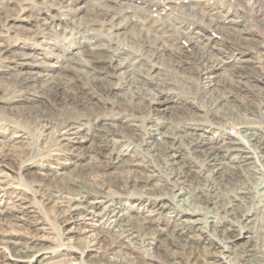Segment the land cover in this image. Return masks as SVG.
<instances>
[{
  "label": "bare ground",
  "instance_id": "6f19581e",
  "mask_svg": "<svg viewBox=\"0 0 264 264\" xmlns=\"http://www.w3.org/2000/svg\"><path fill=\"white\" fill-rule=\"evenodd\" d=\"M37 1L42 4L51 0ZM127 3L121 0H101L98 3L92 0H60L50 8L64 10L63 18H56L57 23L54 24L43 16L33 17L37 27L34 32L36 35L59 36L55 28L77 29L79 25H76L75 18L86 17L88 23L84 30L99 25L120 30L121 35L130 33L131 44L138 52L134 54L133 61L127 57L120 62L129 50L111 39L107 40V45L78 42L74 47L88 59L86 64L56 56L64 62L86 68L85 72L73 69L75 73H70L61 67L42 68L37 63L39 58L30 57L32 61H27L21 54L12 52V44L0 42V62L7 68L5 73L9 76L8 84L0 89V111L15 116L22 114V119L38 130L42 145L48 149L43 158L46 162H53L61 169L71 165L69 177L62 182L58 177L64 174H40L36 178V173H32L28 166L22 175L33 187L38 203L57 208L56 220L60 226L97 218L101 222L104 220L106 228L115 232L119 239L106 246V251L142 246L145 256L135 264H161L153 256L157 251L166 253L162 264H209L208 258L237 264L226 262L224 259L227 257L222 252L232 253L241 264H264V210L249 199L245 175L235 168L228 171L223 164L226 156L234 153L233 162L253 165L254 172L264 173V103L261 102L264 100V88L261 85L249 86L251 82L264 84V53L259 51L263 57L259 66L250 67L253 52L243 48L246 37H243L242 29L235 26L239 22L232 18L221 20L225 16L219 12H203L193 4L184 8L189 17L197 18L220 35L223 48L211 45V38L191 23H177V20L165 18L156 25L143 11L134 9L129 13L126 9L131 5ZM14 5L13 0H1L0 15L11 12ZM88 6L95 11L88 10ZM25 11L28 10L20 11L21 17ZM136 14L143 18L147 27L141 28V22L133 20ZM10 17L6 20L24 21L19 16ZM232 37L236 41H232ZM63 46H57V50L70 54ZM235 46L241 49L236 50ZM255 46V50L264 48L260 43ZM223 49H235L238 55L230 59L223 55ZM157 63L161 66L158 67ZM153 69H160L161 73L157 82L151 85L155 93L150 94L140 86L145 81L135 80L134 83L133 79L136 76L142 79L150 77ZM119 70L123 72L116 88L127 91L130 95L128 100H111L109 97L114 94L115 86L107 79L114 77ZM180 70L191 72L195 82L180 76ZM172 75L174 80L170 78ZM179 82L189 97L187 102H182L200 114L187 110L176 115L159 109L172 101L169 87H179ZM109 100L108 110H101L99 106ZM228 126L239 128L237 139L222 133L221 130ZM212 129L221 133L214 139H208L206 134ZM84 130H87L89 138L76 140V135ZM17 139L21 142L24 138L16 134L7 141L0 139V162L25 154L22 149H13ZM85 142L93 146L90 152L83 147ZM217 143H221V147H216ZM129 145L138 146L160 164L165 174L164 183L170 186L169 191L174 197L173 202L180 198L178 201L186 208L162 202L167 200L166 197L151 188L153 182L160 180L159 176L150 172V165L143 160L136 161L139 156L128 150ZM223 148L225 154L222 153ZM67 156L93 160L87 182L78 176L76 170L81 166L76 162L62 163L61 160ZM135 167L143 170L137 172ZM115 168L126 175L112 181L106 171ZM39 169H44V166H39ZM131 171L135 176H129ZM111 188L115 195L108 205L102 207L99 199ZM139 189H147L150 198L142 195L134 200V204H120V199H132L127 196ZM225 189L233 193L224 195ZM14 194L18 200L27 201L28 196L24 192ZM60 207L67 208V211H60ZM142 210L164 215L167 223H174L177 229L158 227L152 219L137 215ZM205 210L207 212L204 213ZM4 218L13 216L0 212V220ZM37 245L36 241L22 234L0 231V250L7 254L4 258L8 264H29L34 253L41 250ZM60 245L67 244L60 242ZM219 248L221 251L211 250ZM86 251V244L81 248L67 246L45 253L35 262L68 264L69 260L78 257L81 263L86 264ZM101 262L110 264L104 260Z\"/></svg>",
  "mask_w": 264,
  "mask_h": 264
},
{
  "label": "rangeland",
  "instance_id": "374dc122",
  "mask_svg": "<svg viewBox=\"0 0 264 264\" xmlns=\"http://www.w3.org/2000/svg\"><path fill=\"white\" fill-rule=\"evenodd\" d=\"M1 1V0H0ZM16 5L13 6V10L8 12V14L0 15V42H8L12 44V52L21 54L22 57L27 61H32L30 57L39 58L37 60L38 64L42 66V68H47L49 66H53V68L57 69L58 67L65 68L68 72L75 73L74 70L85 72L86 68L84 66L76 65V64H69L67 62L62 61L61 58L56 56H61L65 58H72L75 62L86 64L88 59L81 55L78 49H75L74 45L79 43H85L86 41L90 42H99L100 44L107 45V40L111 39L113 42L122 45L123 48L129 50L128 55L122 56V60L120 62H124V60L129 57V61H133L136 54H138L136 47L131 44L132 39H129V35H121L122 33L120 30L116 31L109 26H91L90 28H86L84 30L86 24L88 23V19L86 17L82 18H75L77 22L76 25H79V29H70L65 28L59 29L58 27L55 28L58 32V35L49 36V35H36L35 32L37 31L36 23L34 22L35 19L33 17L43 16L48 21H52L54 24L57 23V19L64 15V10L61 11L59 7H56L55 10H52L50 6L57 5L58 1L60 0H51L50 2L39 4L37 0H13ZM22 1V2H21ZM53 1V2H52ZM94 3H98L101 0H92ZM123 2H128L130 0H121ZM147 3H144L141 0H131L130 4L131 7L126 9L129 13H133L135 10L143 11L148 14L151 19L157 24H160L162 20L168 18L170 20H177L176 22L189 24L191 23L193 26H197L201 32H203L206 36L211 38V45H216L219 48L221 47V37L220 35L214 30L207 28L204 24L200 23L197 18L192 16L189 17L186 14L185 7L187 5L193 4L201 11L209 12V13H221L225 16V18L221 20H227L228 18H232L239 23L235 26L238 29H242L243 37H246V41L243 42V48L251 50L253 53L251 54V63L250 67L252 66H259L261 63V59L263 58L260 55L259 51L264 53V48L255 50L256 44L264 45V0H147ZM136 2V3H135ZM56 3V4H55ZM195 4V5H194ZM183 6V8H182ZM169 7V9L167 8ZM181 7V8H180ZM15 8V9H14ZM27 9L21 17L20 11L23 9ZM162 8V9H161ZM57 9V10H56ZM90 11H95V8L92 6H88L87 8ZM131 9V10H130ZM135 9V10H134ZM164 9V10H163ZM13 11V12H12ZM161 11V12H160ZM151 12V13H150ZM183 12V13H182ZM13 14V15H12ZM178 14V15H177ZM10 18H17L18 16L23 20H13L9 21L6 20V17ZM15 16V17H13ZM138 17V18H137ZM136 14L134 17V21L141 22L139 27L144 28L148 25L145 23L143 18ZM63 18V17H62ZM172 18V19H171ZM30 19V20H29ZM81 20V21H80ZM86 21V22H85ZM143 21V22H142ZM204 25V26H203ZM10 27V28H9ZM22 28H24L22 30ZM90 29V31H89ZM92 29V31H91ZM35 31V32H34ZM86 31V33H85ZM90 32V33H89ZM117 32L120 34L117 35ZM23 33V34H22ZM85 33V34H84ZM32 34V35H30ZM87 35V36H86ZM211 35V36H210ZM234 36V35H233ZM232 41H236L234 37H232ZM141 42V41H140ZM65 46L70 54H63L60 52L59 49L57 50V46ZM63 46V47H64ZM135 47V48H134ZM236 50L241 49V47H233ZM134 49V50H133ZM136 49V50H135ZM235 49H223L224 56L232 58H236L238 53ZM132 52V53H130ZM73 54V55H72ZM135 54V55H134ZM74 56V57H72ZM158 67L161 65L158 64ZM257 66V67H258ZM5 69L0 62V89L5 87L8 84L7 78L9 77L5 73ZM11 72V69L10 71ZM123 70H119L114 77H110L109 80L110 84L115 86L114 94H111L109 97L111 100H128L129 93L125 90L117 89L118 85L120 84L121 76L120 73ZM161 73L160 69H153L150 73V77L145 76V79L134 77L133 81L136 83L135 80H143L140 86L148 91L150 94H154V89L151 88L152 83L157 82L158 74ZM180 76H185L189 80L195 82V77L191 72L188 71H179ZM172 80H174L173 75L170 76ZM146 85H145V84ZM105 84V83H103ZM107 85V84H106ZM104 85V86H106ZM260 85L264 88V84H255V82L249 83V86H259ZM149 86V87H147ZM179 87H169L172 92L173 99L171 102L163 104L160 106L163 112H173L176 115H181L182 113L186 112L187 110H192L195 113L200 114L201 112L195 110L194 108H190L186 103L182 101H188L189 97L187 95V90L183 88L182 84L178 83ZM117 87V88H116ZM148 88V89H147ZM184 96V97H183ZM188 97V98H187ZM179 100H178V99ZM264 98V97H263ZM261 102L264 103V100ZM111 103L109 100L105 105H100L99 108L101 110H108V106ZM257 103V102H255ZM176 107V108H175ZM98 109V108H97ZM94 109V110H97ZM24 115H12L9 113H5L0 111V133L5 135H1L0 139L3 141H7L10 136L16 135L23 136V141L17 139V142H14L13 149L15 150H24L25 154L20 158H8L4 159L0 162V212L1 213H8L9 216H13V218H4L0 220V231L5 232L6 234H22V236L32 239L36 241L38 244L37 247L41 248L40 251H36L34 255L31 257V262L29 264H38L36 263L35 259H40L43 257L45 253L52 252V250H62L67 248V246H74L81 248L84 244L87 246V251L85 252L84 260L86 264H101L102 260L109 262L110 264H120L123 262L127 263H134L140 259H143L145 256L143 250L144 248L141 246H135L131 249L126 248H114L111 251H106V246L110 245L111 243L117 242L119 239L117 238V234L105 226V221L97 218L86 221H78L76 223L69 222L66 225L60 226L56 220V211L57 208L50 206H43L42 204L38 203L37 198L33 192V187L30 184H27L25 177L22 175L23 169L27 166L32 173H36V178H39L41 174H64L59 176L58 180L62 182V179H66L69 177V173L71 172V165L60 168L53 162H46L43 158L47 155L48 149L47 147L43 146L40 138L39 132L36 128H33L27 123L24 119H22ZM222 133L226 136H230L232 138H238V134L240 133L239 128L234 127H226L221 130ZM219 130L212 129L209 133L206 134L208 139H214L217 134L221 133ZM87 130L81 131L76 135V140H81L83 137H88ZM159 136V135H158ZM10 144V143H9ZM221 143H217L216 147H221ZM78 145V144H77ZM89 152L91 147L93 146L89 142H85L83 145ZM124 149H127L124 147ZM14 150V152H15ZM128 150L135 151L139 157H136V161L143 160L144 163L150 165L148 167L149 171L153 172L155 175L159 176V181H155L152 183V189L158 191L162 197H166L167 200H163V203L167 205L176 204L182 206L183 208L186 206L183 205L180 201V198H176V202H173L174 197L171 195L170 186H166L164 183L165 174L164 171L161 169V166L158 162L154 159L150 158L147 154H144L141 151V148L134 145H129ZM225 149H222V153ZM234 157V153L228 154L226 158L223 160V164L226 167V170L231 171V168H235L237 172L244 174L245 181L244 184L248 188L249 191V199L253 200L258 204L259 208L264 210V173L261 172H254L253 165H241L236 161H232ZM154 160V161H153ZM62 163L69 164V162H76L81 168L77 169L78 176L83 177L82 179L87 182V174L89 172L90 166L92 165L93 160L91 159H79L75 158V156H67L61 160ZM44 166V169H39V166ZM46 167V168H45ZM157 167V168H156ZM48 168V169H47ZM137 172L142 171L141 167L134 168ZM133 169V171H134ZM213 168H210L211 170ZM129 173V176H135V173ZM122 171L118 169H107L106 174L109 179L112 181H117L121 178L122 175H126V173H120ZM207 174V173H206ZM169 187V188H168ZM24 192L26 196H28L27 201L18 200L16 197L15 192ZM139 191V192H138ZM169 191V192H168ZM251 191V192H250ZM106 193L102 195V198L99 199L101 202L100 205L102 207L108 205L111 202L113 196L115 195V190L113 188L106 190ZM127 197L134 198L127 199L122 198L120 199V204L123 206L134 204L135 201L142 197L150 198L151 194H148L147 189H139L137 191H132ZM148 192V193H147ZM157 192V193H158ZM32 194L33 196L31 197ZM138 193V194H136ZM233 192L229 190H224V195H231ZM251 194V195H250ZM130 196V197H129ZM151 199H154L151 196ZM134 201V202H133ZM171 202V203H170ZM131 203V204H130ZM260 204V205H259ZM60 211H67V208L60 207L58 208ZM207 210L204 211V213ZM130 214L133 215L131 211ZM140 217H146L152 219L154 222H157L158 227H162L164 229L169 230H176L174 223H167L166 218L164 215H155L148 210H142L137 213ZM200 219L201 216H199ZM195 219V218H190ZM167 225V226H166ZM193 235V234H192ZM60 242L67 244L66 246H61ZM137 247V248H136ZM139 249V250H138ZM212 252L221 251V248L215 250L211 249ZM143 252V253H142ZM7 254L3 250H0V264H8L5 260L4 256ZM222 255L227 257L224 259L226 262H233L237 264H241V262L234 257V255L230 252H222ZM154 258L159 261L161 264L164 263L166 258V253L162 251H157L154 253ZM163 261V262H162ZM209 264H227L224 263L221 259H214L208 258ZM151 264H157L156 262H150ZM149 263V264H150ZM68 264H83L81 261L76 257L75 260H69Z\"/></svg>",
  "mask_w": 264,
  "mask_h": 264
}]
</instances>
